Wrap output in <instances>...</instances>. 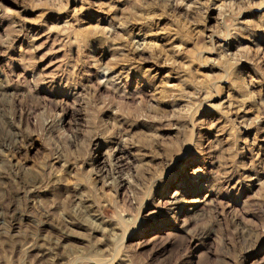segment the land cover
Masks as SVG:
<instances>
[{
    "label": "rangeland",
    "instance_id": "obj_1",
    "mask_svg": "<svg viewBox=\"0 0 264 264\" xmlns=\"http://www.w3.org/2000/svg\"><path fill=\"white\" fill-rule=\"evenodd\" d=\"M0 264H264V0H0Z\"/></svg>",
    "mask_w": 264,
    "mask_h": 264
}]
</instances>
